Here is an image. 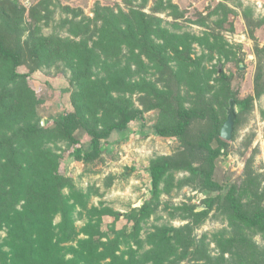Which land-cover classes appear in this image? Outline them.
Returning <instances> with one entry per match:
<instances>
[{
    "label": "trees",
    "instance_id": "obj_1",
    "mask_svg": "<svg viewBox=\"0 0 264 264\" xmlns=\"http://www.w3.org/2000/svg\"><path fill=\"white\" fill-rule=\"evenodd\" d=\"M134 1L124 0L123 8L96 3L89 17L51 0L28 8L20 0H0V264H264V245L255 240L264 241V174L253 169L258 148L245 161L241 189L213 179L231 143L220 137L229 101L238 111L235 136L252 97L237 99L230 76L205 64L214 54L220 63L221 58L236 59L235 53L208 42L209 35L176 33L184 11L171 1L154 0L147 12L149 0ZM51 6L66 17L46 36L40 23H54ZM237 7L253 37L264 17H254L241 3ZM214 12L220 27L234 14L219 4L195 24L206 26ZM195 42L210 54H193ZM254 53V91L260 97L264 46L256 43ZM51 69L55 78L68 74L65 102L71 109L41 125L46 90L30 81ZM135 96L140 109L131 100ZM150 111L157 115V137L175 139L179 145L172 154L149 162V197L121 216L103 203L88 208L90 191L98 194L97 189L77 188L67 165L101 162L102 142L141 123ZM185 186L205 195L200 201L205 209L161 202L163 193ZM158 212L172 219L179 216L186 224H153L151 231H144L151 216L161 218ZM108 218L114 221L105 223ZM209 218L226 221L228 230L210 239L197 235L195 230ZM120 219L125 226L119 233L115 222ZM78 220L83 221L80 227Z\"/></svg>",
    "mask_w": 264,
    "mask_h": 264
},
{
    "label": "rangeland",
    "instance_id": "obj_2",
    "mask_svg": "<svg viewBox=\"0 0 264 264\" xmlns=\"http://www.w3.org/2000/svg\"><path fill=\"white\" fill-rule=\"evenodd\" d=\"M39 0H20L25 7L34 5ZM41 1V0H40ZM53 3H58L61 7H68L73 10H82L86 16L92 17V10L96 3L103 7L114 8L117 4L122 8L124 0H51ZM149 0L148 6L144 9L148 11L153 6ZM166 1V0H164ZM176 5L180 11H184L183 19L179 22L183 25L179 30H174L176 33L186 32L195 38H204L210 36L208 42L224 44L227 49H231L235 53L233 60L221 58L218 63V56L214 54L209 61H206L207 69L212 65L222 69V72L230 76V87L237 93V99H248L250 97V112L246 114V118L241 121L239 128L236 131L233 141L231 140L228 147V155L220 162L217 169L214 171V181L225 184L226 186L235 185L237 191L241 189V182L245 178L244 165L245 161L253 153V148H258V153L255 154L253 169L261 174H264V95L257 97L254 91V80L256 73V57L254 53V45L257 43L259 47L264 46V25L254 31L253 37H250L249 32L245 28V24L241 18V8L237 7L239 3L243 8L250 7L254 17H264V0H169ZM140 3V0H135L134 5ZM219 4H225L234 10V14H230L224 26L220 27V17L215 15V12L209 17L206 26H199L195 21H205L209 12L216 10ZM55 9L53 14L54 23L49 27H45L41 22L42 34H52V26L58 23L59 20L66 17V14L60 8L50 7ZM126 10V9H125ZM164 17V14H160ZM170 21V19L168 20ZM178 22V23H179ZM165 25V23H164ZM219 27H218V26ZM169 27V26H167ZM211 28V30L209 29ZM176 29V28H175ZM173 30V29H169ZM182 30V31H181ZM60 36L66 34L59 33ZM193 54H210L207 49H201L198 42L193 45ZM240 48V50L236 49ZM236 50V51H235ZM238 50V51H237ZM145 62V61H144ZM134 69V66H133ZM54 70H43L33 76L30 84L36 87H44L45 94L42 99L40 123H51L58 114L70 110L65 90L68 85V74L63 77H57L52 74ZM139 76H145L142 71H139ZM216 78V74L212 75ZM136 79V78H135ZM264 80V76H263ZM209 85L214 83L213 79ZM65 92V93H64ZM64 93V94H63ZM63 94V96H62ZM116 96V94H113ZM136 108H141L137 103V96L131 99ZM238 113V111H237ZM156 113L150 111L144 114L143 121L129 127L125 132L117 131L106 141L102 142L103 155L101 162H93L84 164L82 162H71L67 165V174L73 179L77 188L84 192L90 186L97 189L98 194L90 191V199L88 208L91 206L99 207L100 203L108 207L119 215L125 214L131 208H138L142 201L149 197L150 183L149 173L147 171L149 162L158 157L172 154L178 149L179 143L175 139H163L157 137L153 130V125L156 121ZM81 142L87 143L88 139L85 135L79 133ZM246 143L248 147L245 148ZM63 149V144H57ZM87 148L84 147V150ZM182 177L177 175L176 178ZM67 193V190L64 191ZM241 192V190H240ZM242 193V192H241ZM205 198V195L197 193L189 187H182L180 190L175 187L169 194L161 195V202L169 203L173 207H180L184 204L201 206L200 201ZM196 209V210H197ZM195 210V211H196ZM161 218L155 219L158 215H153L144 225V231H151L153 224L162 225L170 224L174 227H179L186 224L179 216L175 219L170 218L165 212H158ZM181 214V213H180ZM179 215V214H178ZM114 220L108 218L105 223H112ZM83 221L78 220L76 225L80 227ZM125 226L123 219L115 222L116 232H122ZM223 229H227L226 221L221 218H209L202 226L195 230L197 235L207 234L210 237ZM115 232V233H116ZM4 233H0L2 237ZM113 237V236H112ZM110 237V238H112ZM261 245L264 241L260 237L255 239ZM214 247L213 244L210 245Z\"/></svg>",
    "mask_w": 264,
    "mask_h": 264
},
{
    "label": "water",
    "instance_id": "obj_3",
    "mask_svg": "<svg viewBox=\"0 0 264 264\" xmlns=\"http://www.w3.org/2000/svg\"><path fill=\"white\" fill-rule=\"evenodd\" d=\"M236 114H237V109L234 104L233 100L229 101V107L227 108L226 111V119L223 122L221 129H220V137L224 141H231L233 131H234V124L236 120ZM43 125V123H41ZM205 209V206L199 207L196 211L199 212L201 210Z\"/></svg>",
    "mask_w": 264,
    "mask_h": 264
}]
</instances>
